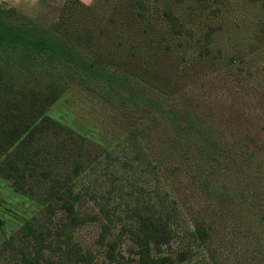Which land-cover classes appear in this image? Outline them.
I'll list each match as a JSON object with an SVG mask.
<instances>
[{
	"label": "rangeland",
	"instance_id": "374dc122",
	"mask_svg": "<svg viewBox=\"0 0 264 264\" xmlns=\"http://www.w3.org/2000/svg\"><path fill=\"white\" fill-rule=\"evenodd\" d=\"M0 15L168 96L133 108L0 54V264H145L141 249L264 264V0H0ZM180 109L218 152L179 135Z\"/></svg>",
	"mask_w": 264,
	"mask_h": 264
},
{
	"label": "trees",
	"instance_id": "16d2710c",
	"mask_svg": "<svg viewBox=\"0 0 264 264\" xmlns=\"http://www.w3.org/2000/svg\"><path fill=\"white\" fill-rule=\"evenodd\" d=\"M89 45V42L76 43L60 32L10 24L0 15L1 55L17 57L20 62L28 61L30 66H42V61L62 65L73 75L71 80L79 79L82 85L93 91L99 89L100 96L105 99L114 95L117 100L115 102L121 105L134 103L133 108L143 107L149 111L154 110L152 112L164 113L168 96L151 88H148L151 92H146L145 88L140 87L142 82L133 79L128 73L112 70L106 63L89 59L85 54ZM180 110L181 114L177 118L179 123L176 124L179 135L191 143L195 136L194 143L197 142L198 149L218 152L220 143L212 132L205 131L201 115L191 110ZM169 114L176 116L178 113L172 111ZM240 195L243 201H247V194ZM141 252H144L141 263L145 260V264H167V257L153 258L148 249H141Z\"/></svg>",
	"mask_w": 264,
	"mask_h": 264
}]
</instances>
